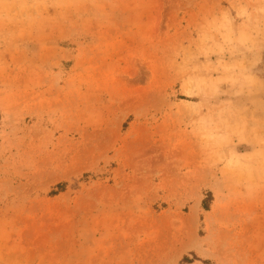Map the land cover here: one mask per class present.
I'll return each instance as SVG.
<instances>
[{
    "label": "rangeland",
    "instance_id": "1",
    "mask_svg": "<svg viewBox=\"0 0 264 264\" xmlns=\"http://www.w3.org/2000/svg\"><path fill=\"white\" fill-rule=\"evenodd\" d=\"M0 264H264V0H0Z\"/></svg>",
    "mask_w": 264,
    "mask_h": 264
},
{
    "label": "trees",
    "instance_id": "2",
    "mask_svg": "<svg viewBox=\"0 0 264 264\" xmlns=\"http://www.w3.org/2000/svg\"><path fill=\"white\" fill-rule=\"evenodd\" d=\"M56 188H61V184H57ZM203 208H206V206L203 204ZM183 260L186 262H189L187 258H183Z\"/></svg>",
    "mask_w": 264,
    "mask_h": 264
},
{
    "label": "bare ground",
    "instance_id": "3",
    "mask_svg": "<svg viewBox=\"0 0 264 264\" xmlns=\"http://www.w3.org/2000/svg\"><path fill=\"white\" fill-rule=\"evenodd\" d=\"M192 237V236H191ZM191 243V242H190ZM200 244V243H199ZM184 245V244H183ZM188 246V245H187Z\"/></svg>",
    "mask_w": 264,
    "mask_h": 264
}]
</instances>
